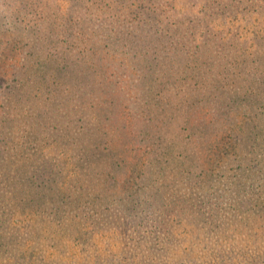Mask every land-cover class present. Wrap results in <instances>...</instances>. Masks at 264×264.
Returning a JSON list of instances; mask_svg holds the SVG:
<instances>
[{"label": "trees", "instance_id": "1", "mask_svg": "<svg viewBox=\"0 0 264 264\" xmlns=\"http://www.w3.org/2000/svg\"><path fill=\"white\" fill-rule=\"evenodd\" d=\"M126 1L124 6L142 16L143 24L149 26L154 40L159 43L162 38L171 39L167 34L159 35L156 31L162 16L156 6L144 4L142 0ZM241 1L230 0L231 6H226L225 10L236 15L235 2L238 4ZM69 2L61 8L58 3L47 4L44 0H0V5L4 7L0 10V38L16 41L28 38L30 43L35 42L32 48L24 51L26 64L18 74L29 75L26 73L27 61L46 57L51 52L46 43L39 41H45L47 35L54 32L53 28L62 16L64 23L58 26L65 27L78 43L84 44L89 39L86 18L76 20L80 14L77 8L102 0ZM74 4L78 7L72 8ZM89 8L87 11L90 13ZM262 8L264 11V0ZM243 21L239 26L245 31L261 32V28L249 24L244 16L241 18ZM200 26L199 22L190 30L189 27L184 32L179 29V35L184 40L188 34V40L198 39L197 36L202 33L197 30ZM213 35L210 37L212 43L207 39L202 42L204 48L197 45L198 50L205 53L200 63L196 60L200 81L194 83L204 88L202 104L181 111L177 104L162 103L160 97L165 88L150 90L153 97L147 99L140 110L150 119L146 136L156 145L155 159H151L143 170L134 192L121 197L117 195L116 188L119 185L117 172L122 163L105 158L110 150L100 136L105 135L100 110L72 103L69 109L58 107L53 109L55 113L49 115L53 106L39 102L42 99L38 89L35 95L29 96L21 78L15 77V84L19 87L11 84L1 87L0 264H47L42 254L48 244L58 248L65 245L64 242L72 238L71 232L76 228L77 234L73 238L84 248L95 249L99 246L98 242L117 237L126 251L116 250L114 256L126 254L121 257L123 260L128 258L127 264H201L208 263L206 258L210 260L213 253L216 264L234 263L231 260L234 247L231 252L226 250L223 253L210 249L208 255L203 254L208 251L204 247L199 256L188 259L189 250L194 255L199 241L182 247L184 239L179 235L181 229L195 240L206 234L213 244L222 243L223 237L217 238L216 232L222 228L217 220L222 221L224 217L220 215V209L212 207L215 193V200L232 209L235 218L261 221L264 228V87H252L255 82L250 87H243L229 72L231 62L236 65L245 62L258 74L255 81L263 83L264 65L258 64L257 58L249 57L253 53V45L241 43L237 50L230 39L227 44L224 43L227 31L225 35L218 32ZM144 37L146 41L150 40L140 35L143 41L140 48L146 47ZM91 38L95 42L97 36ZM30 43H23V46ZM258 45L261 46V43ZM178 50V47L175 48V53ZM237 82L242 87H234ZM176 94L179 96L180 92L176 91ZM154 116L160 121L159 125L152 121ZM197 153L201 157L196 162L194 156ZM123 154L118 149L114 155ZM212 155L218 156L220 168L235 171L233 178H229L234 191L230 188H226L225 192L219 188L216 191L211 187L205 195L206 191L193 186L192 193L203 196V200L197 196L199 198L192 202L178 192L179 201H174L177 183L191 184L199 180L203 165L211 164ZM76 156H80L82 161L74 160ZM75 187L82 191L81 194L76 193ZM167 190L173 194V200L162 197ZM170 211H174L175 215L171 216ZM37 220L38 227L35 223L31 224ZM78 220L81 221L79 229ZM143 224L149 228L144 235ZM132 225L133 232L140 234L137 239L129 233L124 235L128 226ZM90 226H93V231L87 230ZM177 229L179 233L175 231ZM107 234L114 235L104 237ZM253 237L256 240L257 237ZM66 238L69 239L66 241ZM242 247L245 251L249 249L248 245ZM61 249L64 250V247L58 251ZM136 254L139 257L135 259ZM182 258L185 261L177 262ZM245 262L264 264V251L252 255Z\"/></svg>", "mask_w": 264, "mask_h": 264}, {"label": "rangeland", "instance_id": "2", "mask_svg": "<svg viewBox=\"0 0 264 264\" xmlns=\"http://www.w3.org/2000/svg\"><path fill=\"white\" fill-rule=\"evenodd\" d=\"M44 1L47 4L58 3L61 8L70 3V0ZM122 1L124 2L102 0V2L87 3L79 8H77V4H74L72 8L79 9L80 13L76 20L86 18L89 39L84 41V44L78 43L65 27L58 26L64 23V16H62L55 24L54 32H50V28L47 29L48 33L51 34L47 35L45 41H39L43 44L46 43L51 52L46 57L28 60L26 73L29 75L27 76L18 73L23 64H26L24 51L29 47L32 48L35 42L30 43L28 38L23 41L0 38V89L9 84L19 87V84H15V77H19L24 80L23 87H26L25 92L29 96L35 95V90L38 89V95H41L42 99L38 101L43 102L45 106H53L49 115L55 113L53 109H58V107L69 109L72 107V103L76 106H92V109L100 110L102 113L100 122L103 123L105 132L104 136L103 134L100 136L103 137L110 150L105 158H112L115 162L122 163V168L117 172L119 185L116 191L119 197L134 192L133 189L142 178L143 170L148 166L151 159H155L156 145H153L146 136L150 119L146 113L140 110L146 100L153 97V92L150 94V90L156 91L159 88H165V91L163 89V96L160 97L162 103L177 104L181 111H185L189 107L195 108L203 103L204 88L199 87V85L196 86L194 83L200 81L196 65L197 62L200 63L201 59H204L205 53H201L197 45H202L204 48L202 42H206L208 39L212 43L210 37L214 36L215 32L225 35L227 31V35L224 37L225 44L230 39L237 50L241 43H245L247 46L253 45L251 48L253 53L251 52L249 57L251 59L257 58V63L264 65L263 0H242L238 4L235 2L236 15L225 10L226 6H231L230 0H142V3L147 5L152 3L161 12L162 16L156 31L159 35L167 34L171 39L165 38L164 40L162 38L159 43L152 38L153 34L150 32L149 26L143 24L142 16H139L136 10L125 7L126 0ZM72 3H74L73 0ZM87 7H90V13L87 11ZM2 9L4 7L0 5V10ZM51 9L53 10V8ZM243 16L249 20V24L251 23L257 29L261 28V32L256 34L255 30L246 29L247 31H245V28H241L239 25L244 23V21L241 22ZM199 22L201 26L197 30L202 31V33L201 36H197L198 39L188 40L189 34L185 40L181 38L182 36L180 37L179 29L184 32L185 28L189 27L190 30L191 26ZM38 25L40 26V24ZM37 32L42 35V32ZM206 33L207 35H204ZM95 35L97 39L94 42L91 37ZM140 35L150 38L149 41H146L144 37V44L146 45L144 48H140L143 43ZM40 37L43 38V36ZM23 43H30V45L24 47ZM257 43H261V46ZM177 47L179 50L175 53L174 50ZM231 64L229 72L233 74V77H237L243 87H250L253 82L255 83L252 87L257 89L264 87V82L257 83L255 81L258 80V74L249 64L245 62H240L239 65L234 62ZM221 79L224 80V78ZM238 84V82L234 84V87H242ZM176 91L180 92L179 96H177ZM176 111L179 112L178 109ZM104 115L108 118H105ZM152 121L156 125L160 124L157 117L152 118ZM118 149H121L124 154L121 156L114 155ZM200 157V153L194 156L196 162L200 160ZM73 159L79 161L80 156L73 157ZM218 159V156L212 155L211 164L209 166L203 165L199 180H194L191 184L187 182L177 183L174 201H179L178 192L186 195L184 198L192 202L199 197L203 200V196L197 194L199 196L197 197L192 193L193 186L195 189L202 188L206 191L205 195L211 187H214L216 191L218 188L224 192L226 188L234 191L229 178H233L232 175L236 173L234 170L225 171L220 168ZM72 170L77 171L76 169ZM75 189H77L76 193L81 194L82 191L78 190L77 187ZM215 196L216 193L211 203L212 207L220 209V215L225 218L222 219L224 222L217 220L222 225L219 232H216L217 238L223 237L222 243L213 244L206 238V234L201 236L199 240H195L185 231L181 232V229L179 233L178 227L175 231L184 239L182 247L199 241L198 247H195L194 255H191L193 252L189 250L190 258L188 257V259L190 260L199 256L204 247L208 249L207 252H203L204 255H208L211 250H214L215 253L217 251L223 253L226 250L231 252L232 247H234L232 263L249 264L245 261H249L252 255L264 251L262 223L254 219L251 222L241 220L239 216L235 218L232 209L219 204L215 200ZM162 197L170 201L173 200L174 196L167 190ZM170 215H175V212L170 211ZM32 223H35L36 227L39 226L38 220L32 221ZM80 223L81 221L77 223L78 229ZM87 224L85 223V225ZM143 225L142 234L144 235L149 228L145 224ZM72 229L74 228L72 227ZM76 229L72 230L73 235L77 234ZM88 229L93 231L94 228L90 226ZM223 229H227V231H223ZM235 229L237 232H234ZM118 231L120 229L116 230V233ZM127 233L132 234V238L135 239L140 237L136 231L133 232V225L128 226L124 235ZM114 234H107L104 237ZM73 235L71 239H65L66 241L69 239L64 242L65 245L60 246L64 247V250L58 251L60 247H50L48 244L44 254H42L46 258L47 264L55 262L61 264H127L128 258L123 260L121 257L126 256V254L114 256L116 250L118 252L119 250L120 252L126 251L123 248L125 246L117 237L103 238L104 240L98 242L99 246L94 249L78 245ZM253 236L257 237L256 240ZM250 237L251 239H249ZM108 240L110 242H107ZM243 245H248L249 249L245 251L242 249ZM245 252L247 255L244 256L243 253ZM180 253H182L181 248ZM137 257L139 256L136 254L135 259ZM182 259L177 260V262L185 261V258ZM208 259L206 258L208 263L201 262L204 264L217 263L214 253L212 258Z\"/></svg>", "mask_w": 264, "mask_h": 264}]
</instances>
